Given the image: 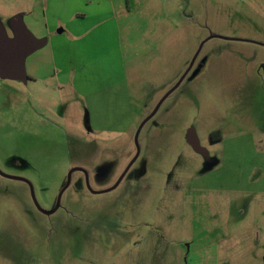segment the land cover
<instances>
[{"label":"rangeland","instance_id":"1","mask_svg":"<svg viewBox=\"0 0 264 264\" xmlns=\"http://www.w3.org/2000/svg\"><path fill=\"white\" fill-rule=\"evenodd\" d=\"M87 1L20 14L37 39H60L27 58L26 82L0 77V170L30 180L45 210L72 168L113 187L140 124L221 38L144 126L117 189L92 194L76 172L47 217L0 176V264H264V0Z\"/></svg>","mask_w":264,"mask_h":264},{"label":"water","instance_id":"2","mask_svg":"<svg viewBox=\"0 0 264 264\" xmlns=\"http://www.w3.org/2000/svg\"><path fill=\"white\" fill-rule=\"evenodd\" d=\"M12 31H13V37H10L6 30L4 29L3 25L0 23V77L4 80H13V81H23L26 82L28 79V75L26 72V61L27 58L32 55V53L38 51L42 47L46 46V41L45 40H40L37 39L26 27L24 24L23 20H21L19 17L14 18L12 21ZM214 38H221L219 36L211 35L208 37L206 40H204L202 43H200V46L195 53L188 69L186 70L185 74L182 75L180 80L173 86L158 102L154 110H152L151 113L147 115V117L143 120V122L140 124L138 130L136 131L135 134V146H136V155L133 158V161L130 162L129 166L127 167L125 173L122 175V177L119 179V181L111 188L104 190V191H94L89 182V173L81 168V167H75L72 168L67 176V182L64 185V187L61 189L56 204L55 208L52 210H45L43 209L40 204L38 203L37 197L35 195V190L33 184L30 182V180H27L25 178L21 177H15V176H10L5 173H3L0 170V175L6 179L9 180H14V181H20L24 182L29 185L31 196L33 197L32 200L39 210V212L43 213L44 215L51 216L54 215L58 210L61 209L62 207V198L64 193L70 188L72 184V177L74 173L76 172H81L85 174L86 179V185H87V190H89L92 194L95 195H100V194H105L108 192H111L115 189L118 188V186L121 184L122 180L128 173V171L131 169V167L135 164V162L139 159L141 155V145L139 142V137L142 132V129L144 126L158 113L160 110L161 106L163 103L173 94L184 82L190 71L192 70L199 54H201V51L204 47V45L210 41L211 39ZM263 45L264 44H260ZM188 141L192 145L193 149L198 152L204 154L203 150L200 149L199 146V139L197 138L195 131L190 130L188 132Z\"/></svg>","mask_w":264,"mask_h":264},{"label":"crops","instance_id":"3","mask_svg":"<svg viewBox=\"0 0 264 264\" xmlns=\"http://www.w3.org/2000/svg\"><path fill=\"white\" fill-rule=\"evenodd\" d=\"M130 1L131 0L127 1L128 4H131ZM94 3H95L94 0H88L86 3V6L93 5ZM96 3H97V5H99L98 2H96ZM100 3H103V0H101ZM104 4L106 6H108L109 8H111L112 9L111 11H114L115 7L117 6V5H115L114 0H105ZM37 5H39V6L36 7ZM122 5L125 6L123 1H122ZM118 6H120V5H118ZM8 7H10V8H8ZM37 8H42V9L45 8V0H0V11H2L1 12L2 14H4L5 12L8 14H11L10 15L11 16L10 17L11 22L14 20V18L20 17V14H24L25 18L23 20H26L28 14H31V12L34 13ZM123 8L125 9V7H123ZM119 9H120V7H119ZM44 11H46V10H44ZM85 16H86V14H84V13L83 14H77V17L84 18ZM35 19L36 18H34L33 21H35ZM23 22L26 25L25 21H23ZM82 26H83V24H82ZM26 27H27V25H26ZM46 28L51 30V27H49V26H47ZM50 34H52V31H50ZM59 34H61V32H59ZM10 37H13V35ZM43 39L46 41L45 45L48 46L49 40L52 43V41H54L55 39L59 40L60 38H57L56 36L52 35L51 37H49V39H47V38H43ZM52 54H53L52 55V63L54 65H56L57 61H56V51H55L54 45H53ZM68 84H71L70 87H74L77 89V87H76V75H74V79L71 80V82L67 83L66 85H68Z\"/></svg>","mask_w":264,"mask_h":264},{"label":"flooded vegetation","instance_id":"4","mask_svg":"<svg viewBox=\"0 0 264 264\" xmlns=\"http://www.w3.org/2000/svg\"><path fill=\"white\" fill-rule=\"evenodd\" d=\"M197 61V60H196ZM196 63V62H195ZM194 66H195V64H194ZM194 66H193V68H194ZM193 68H192V70H193ZM191 70V71H192ZM190 71V72H191ZM190 74V73H189ZM188 74V75H189ZM187 78V77H186ZM152 110H154V109H152ZM151 113V112H150ZM190 130H192V129H190ZM189 130V131H190ZM188 131V132H189ZM194 131V130H193ZM217 132H219V134H216V139L212 136V134L213 133H217ZM219 135H220V137H219ZM220 138V139H219ZM211 139L212 140H214L213 142H219L220 140H222V133H221V131L220 130H216V131H214V132H212L211 133ZM188 143H189V141H188ZM190 144V143H189ZM190 146H192L191 144H190ZM199 146H200V149H202L203 150V152H204V154H202V153H199V154H201V155H203V156H207L208 154H207V151L202 147V145H201V143H200V141H199ZM193 148V147H192ZM198 153V152H197ZM129 172V171H128ZM84 174V173H83ZM85 175V174H84ZM127 175V174H126ZM1 176V175H0ZM2 177V176H1ZM4 178V177H3ZM73 178V177H72ZM6 179V178H5ZM67 177H66V180L64 181V183H63V186H62V188L64 187V185L66 184V182H67ZM28 185V184H27ZM29 186V185H28ZM55 204H56V202H55ZM55 204L52 206V208L50 209V210H52L53 208H55ZM35 205V204H34ZM36 207V206H35ZM36 209H37V207H36ZM61 209H63V208H61ZM38 210V209H37ZM38 212H39V210H38ZM41 213V212H40ZM41 214H43V213H41ZM44 215V214H43ZM45 216H47V215H45ZM51 216H53V215H51ZM51 216H47V217H51Z\"/></svg>","mask_w":264,"mask_h":264},{"label":"trees","instance_id":"5","mask_svg":"<svg viewBox=\"0 0 264 264\" xmlns=\"http://www.w3.org/2000/svg\"><path fill=\"white\" fill-rule=\"evenodd\" d=\"M216 134H219V132H217V133H213L212 134V136L216 139ZM219 137H220V135H219ZM220 139V138H219Z\"/></svg>","mask_w":264,"mask_h":264}]
</instances>
